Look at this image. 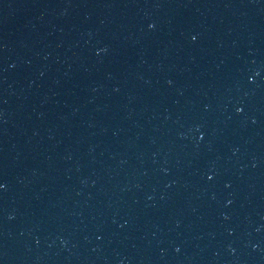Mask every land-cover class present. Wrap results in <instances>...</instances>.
Wrapping results in <instances>:
<instances>
[{
  "label": "water",
  "instance_id": "1",
  "mask_svg": "<svg viewBox=\"0 0 264 264\" xmlns=\"http://www.w3.org/2000/svg\"><path fill=\"white\" fill-rule=\"evenodd\" d=\"M0 264H264V0H0Z\"/></svg>",
  "mask_w": 264,
  "mask_h": 264
}]
</instances>
